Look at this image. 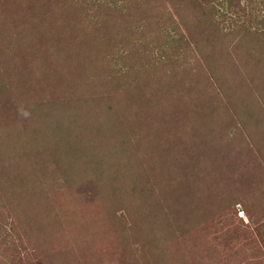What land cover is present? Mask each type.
I'll use <instances>...</instances> for the list:
<instances>
[{
  "label": "trees",
  "instance_id": "1",
  "mask_svg": "<svg viewBox=\"0 0 264 264\" xmlns=\"http://www.w3.org/2000/svg\"><path fill=\"white\" fill-rule=\"evenodd\" d=\"M104 1L0 0V264L18 211L44 244L128 240L129 264H264V24L220 26L238 0Z\"/></svg>",
  "mask_w": 264,
  "mask_h": 264
},
{
  "label": "rangeland",
  "instance_id": "2",
  "mask_svg": "<svg viewBox=\"0 0 264 264\" xmlns=\"http://www.w3.org/2000/svg\"><path fill=\"white\" fill-rule=\"evenodd\" d=\"M95 1L106 3L104 0ZM216 9L218 10V14L216 15L217 20L220 21V26L230 28L234 21L238 22L240 20H244L246 25H249L248 21L251 20V28L257 30L264 24V7L261 4V0H238V6L235 9L229 8L225 2L223 5L217 4ZM220 14L224 16L221 18ZM88 196H90V192ZM5 198L10 199L8 203L5 202L7 207H9L8 204H11V207H15L13 202H21L22 200L20 194L14 196V199L10 194H7ZM9 210L12 212L11 208ZM58 214L65 220L66 217L72 213L62 211V213L58 212ZM2 216V221L7 224L9 223L7 233L8 237L13 242V245H11L8 250H5L6 252L4 255L6 256V261L15 259L18 264H129L126 260H129L131 255L128 256L125 254V251L128 252V240H124L123 242L115 240L114 242V240H109L111 237L110 235L106 238L103 230H98L95 227H83L82 229H78L77 227L72 229L65 228V233L68 234L67 239L58 241L60 237L56 236V232L51 229V233L48 237L49 239H47L44 244V240L37 234L39 227L35 224V219H29L28 223L22 225L21 222H23L22 219L24 217L19 211L16 214V216H19L18 221L15 222H12L10 218L6 219L7 215L5 213L2 214ZM237 216L243 221L240 223L241 229H250L249 227L252 226V223L248 222L249 218L245 213L239 211ZM84 221L85 220H82V223ZM2 237L4 236L0 237V241ZM43 244L44 248L42 247ZM202 245H205L204 248L207 249V252L208 250L212 251L209 249V242L206 244L203 243ZM193 247L197 248V245L194 244ZM239 249L246 252L241 253L242 256H246L249 259L252 257L251 255H253V253L248 252L249 249H245L242 245L239 246ZM153 253L152 255H156V257L160 255L155 250ZM242 259L244 258H239L237 260L240 262ZM167 260L170 262L173 261L172 256L167 257ZM189 261L193 260L188 258L187 263L184 260L180 264H189ZM257 262H259L258 264H262L260 261ZM196 263L199 262L196 261ZM201 264H236V262H219L212 258L208 261H201Z\"/></svg>",
  "mask_w": 264,
  "mask_h": 264
}]
</instances>
